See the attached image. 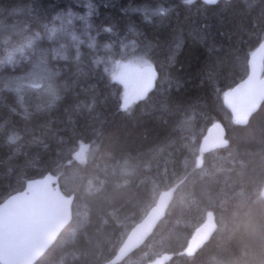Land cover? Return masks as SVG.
I'll list each match as a JSON object with an SVG mask.
<instances>
[{
	"label": "trees",
	"instance_id": "obj_1",
	"mask_svg": "<svg viewBox=\"0 0 264 264\" xmlns=\"http://www.w3.org/2000/svg\"><path fill=\"white\" fill-rule=\"evenodd\" d=\"M92 6L88 41L59 49L44 30L75 0H0V57L8 39L41 35L27 59L0 66V202L48 171L75 194L72 221L35 264H106L165 192L173 198L164 217L115 264L162 252L174 253L166 264H264V100L246 122L226 100L264 39V0ZM125 44L157 74L123 109L124 85L97 59ZM218 121L230 142L204 153ZM209 212L217 228L188 254Z\"/></svg>",
	"mask_w": 264,
	"mask_h": 264
},
{
	"label": "water",
	"instance_id": "obj_2",
	"mask_svg": "<svg viewBox=\"0 0 264 264\" xmlns=\"http://www.w3.org/2000/svg\"><path fill=\"white\" fill-rule=\"evenodd\" d=\"M217 3L218 0H204ZM250 70L227 94L226 100L234 118L246 122L264 100V39L249 60ZM155 69L136 68L127 73L130 92L123 100L125 109L145 97L156 77ZM225 125H210L201 141V151L209 152L229 144ZM264 198V185L261 190ZM173 198L172 192L163 193L156 204L127 234L116 254L106 262L115 264L140 247L164 217ZM75 194H66L58 175L51 171L29 178L23 189L0 202V264H35L54 244L73 219ZM217 228L215 214L209 212L205 221L195 230L187 247L193 254L214 234ZM173 252H162L144 264H166Z\"/></svg>",
	"mask_w": 264,
	"mask_h": 264
},
{
	"label": "rangeland",
	"instance_id": "obj_3",
	"mask_svg": "<svg viewBox=\"0 0 264 264\" xmlns=\"http://www.w3.org/2000/svg\"><path fill=\"white\" fill-rule=\"evenodd\" d=\"M76 7L54 15V21L47 26L44 33L54 39V44L59 49L70 45L75 40L88 41L93 0H75ZM41 38L39 32L22 39H8L4 48V54L0 57V66L17 65L27 59L33 52L32 48L37 39ZM133 47L131 44L122 46L117 56L99 57L97 63L102 64L106 71L125 87V94L130 91L127 73L135 68L154 69L151 63L139 64L131 56ZM85 147L80 150L81 158L85 156Z\"/></svg>",
	"mask_w": 264,
	"mask_h": 264
},
{
	"label": "bare ground",
	"instance_id": "obj_4",
	"mask_svg": "<svg viewBox=\"0 0 264 264\" xmlns=\"http://www.w3.org/2000/svg\"><path fill=\"white\" fill-rule=\"evenodd\" d=\"M205 2H206V1H205ZM210 4H211V3H210ZM214 4H215V3H214ZM253 52H254V51H253ZM253 52H252V53H253ZM250 56H251V55H250ZM249 60H250V58H249ZM135 69H136V68H135ZM249 70H250V66H249ZM249 70H248V72H249ZM247 74H248V73H247ZM247 74H246V76H247ZM246 76H244V77H246ZM244 77H243V78H244ZM155 78H156V77H155ZM243 78H242V79H243ZM242 79H241V80H242ZM241 80H240V81H241ZM238 82H239V81H238ZM238 82H237V83H238ZM237 83H236V84H237ZM236 84H235V85H236ZM235 85H234V86H235ZM234 86H233V87H234ZM233 87H232V88H233ZM232 88H231V89H232ZM130 89H131V87H130ZM231 89H230V90H231ZM129 92H130V91H129ZM129 92H128V93H129ZM128 93H127V94H128ZM127 94H125V97L127 96ZM125 97H124V99H125ZM124 99H123V100H124ZM122 104H123V102H122ZM77 156H78V155H77ZM75 157H76V156H75ZM261 190H262V189H261Z\"/></svg>",
	"mask_w": 264,
	"mask_h": 264
}]
</instances>
